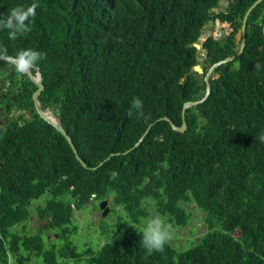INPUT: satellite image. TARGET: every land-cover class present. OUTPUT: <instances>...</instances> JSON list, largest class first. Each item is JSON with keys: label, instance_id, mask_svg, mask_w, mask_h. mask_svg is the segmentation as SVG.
Returning a JSON list of instances; mask_svg holds the SVG:
<instances>
[{"label": "trees", "instance_id": "1", "mask_svg": "<svg viewBox=\"0 0 264 264\" xmlns=\"http://www.w3.org/2000/svg\"><path fill=\"white\" fill-rule=\"evenodd\" d=\"M255 1L233 0L214 14L213 19L231 21L234 31L205 42V73L239 50L235 34ZM34 2L31 30L15 40L0 31V48L14 56L23 49L43 54L37 65L54 86L43 91L44 106L59 108L80 156L98 168H85L66 138L38 114L17 129L7 128L0 137V264H31L34 255L44 264H62L58 254L76 247L68 243L60 250L53 243L48 248L42 229L27 234V225L19 224L35 215L51 216L45 227H62L66 234L71 214L94 192L114 203L110 215L133 222L126 243L138 252L137 226L151 218L145 198L156 200L163 214L154 217L168 225L170 213L175 224L189 223L194 210L179 202H197L205 212L204 234L196 241L199 233L190 226L191 245L165 247L151 254L153 264H264V143L259 142L264 0L249 16L244 52L215 68L209 97L187 109L185 132L160 118L181 125L185 102L205 95L204 76L193 70L198 63L193 43L218 0H0V17ZM136 97L143 102L140 119L127 115ZM151 123L139 147L108 158L132 148ZM150 143L149 155L140 159ZM44 193L45 203L30 209L29 201ZM110 223L106 217L104 233ZM17 225L24 233L13 229ZM96 262L135 264L136 259L115 239L103 246Z\"/></svg>", "mask_w": 264, "mask_h": 264}, {"label": "clouds", "instance_id": "2", "mask_svg": "<svg viewBox=\"0 0 264 264\" xmlns=\"http://www.w3.org/2000/svg\"><path fill=\"white\" fill-rule=\"evenodd\" d=\"M219 1L220 0H218V3H217L216 6H214V7H212L210 9V14H209L208 21L214 22V23L217 22L218 24H224V23H226L227 25L221 26L222 29H224L225 27H228L229 28V25H232V22L231 21H222L218 17H215V19H213L214 14L223 11V10H220L218 12L213 11L218 6ZM232 1L233 0H229V5H228L227 9L230 7V3ZM37 7H38V4L34 2V3L30 4L27 7H24V6H15V7L11 8L10 11H9V13H8V15L6 17H0V31L7 30L9 40H15L19 36L24 35L25 33L29 32L31 30V27H30L31 19L32 18H35L36 15H37V12H36ZM227 9H225V10H227ZM208 21H207V23H208ZM242 23H243V21H242ZM205 25H204V27L201 30V34H200L199 38L197 39V41L194 42V43H199L200 42V39H202V40L203 39H206V40H203V50L205 51V56L202 59L206 58V56H207V48L204 47V44L208 40V38L210 36H213L215 39H221V38L226 37L228 34H231L234 31V30L232 32L229 31L228 33H226L223 36H222L221 31H218V35H216V34H210L208 36H203V35H205L204 34L205 33ZM247 25H248V23H247ZM216 27H219V26H216ZM232 27H233V25H232ZM233 29H234V27H233ZM239 32L241 34V28L239 29ZM246 32H247V30H246ZM235 38H236V40L238 42L241 43V40L237 37V34H235ZM240 46H241V44H240ZM6 52H7L6 49L0 48V61H3V63H9V64H11L13 70L18 75H20V76H28V75H30L32 73V70L36 66L39 67V70H37L38 72H37V75L35 76V81H37V90H36V93L37 94L35 95L36 96L35 99L33 98L35 100V111H34V114L33 115H28V117H25V118L21 117L22 116V114H21V108L17 107V103H16V107L14 109V115L7 116L5 118H2L4 120V122L10 124L11 126L17 125L16 128L9 127L11 129H17L19 126L25 125L28 121L34 120L35 117H36V114H38L43 120L47 121L46 119H44L40 115L39 110H41L42 112H44L49 117V119H51V120H54V118L52 116V113L56 114L57 117H58V119L60 120L59 114H58L59 108H55L53 106H44V102H43V98H42V93L46 89V87L51 88V87H54V86L52 84H49L48 82L45 81L44 75H43V73L41 71V68H40L39 65H37V63L44 58L43 54L41 52L37 51V50H33V49H23V50L19 51L15 56L14 55H11V56H14V57L9 58L6 55ZM197 52H198V49H197ZM196 55H197V53H196ZM198 63H200L199 60H198ZM203 66H205V64L202 65V67ZM204 73H205V70H204ZM203 76H204V74H203ZM215 77H217V76L215 75ZM210 84H211V82H210ZM205 94H206V92H205ZM89 100H90V98L87 99L84 103L88 102ZM204 101H202V102H204ZM127 115L130 118L133 117V116H135L136 119H140V118L144 117L145 114L143 112V102H142V100L139 97L133 98V100L130 103V107H129V110H128ZM48 123H50V122H48ZM50 124L53 125L52 123H50ZM153 124L154 123H151L149 125L150 128L148 126V128L146 129V131L142 134V136L139 138V140L136 142V144L132 148H128V149H126L124 151H118V152L111 153L108 156V158L109 157H112L114 155H125V154H128V153H131L135 148L139 147L141 145L142 141L144 140V138L150 132L151 128L153 127ZM178 126H180V125H178ZM187 129H188V127H187ZM2 135L0 133V137ZM259 142L264 143V134H261L259 136ZM151 143L148 146V148H146V150L144 151V153L142 154V156L140 157V159L144 160L149 155L150 150H151ZM101 163L103 164V161H101ZM55 170L56 171H59V167L55 168ZM143 192H146V191L143 190ZM143 194H145V193H143ZM44 195H45V193L42 196H44ZM41 197L29 201V203L31 205V208L30 209H36V207L38 205L44 204V202H43V203H38V204L34 205V202L33 201L34 200H38ZM104 200H108L107 206L110 208V204H109L110 203V199H109L108 196H105L102 199H98L97 198V194L95 192L94 193H91L90 194V201L88 203H86L84 205V207H82L81 209H75L73 211V213L71 214L72 222H74L76 224H81L82 226H87V228H86L85 231H82L81 230V232H78V231L75 232L74 235L76 237H79V236H87V237H90L92 235H95V236L101 237L102 240L104 239V236L106 234V233H104L105 232L104 219L106 217H108V220H110L111 222L115 221V215H114V213H112V215H110V213L113 212V211H111L112 210L111 208H110L109 212L106 215H104V209H102L101 206H100V203L102 201H104ZM179 203L182 206L186 207V208H187L186 204L195 203L196 206H197V208L200 210L199 205L197 204V202L195 200L188 201V202H186V201H180ZM143 204L148 205L149 209L151 210V213H150L151 218L148 219L147 221L145 219L146 222L144 223L143 226L142 225H138L137 226V230H136L137 240H138V242L141 245V248H142L141 251L142 252H138L134 248H132L131 241L127 242V246L122 247V250L123 251H127L128 254L133 255L135 257V259H136L135 264H153V262L148 261V259L150 258L151 254H155L157 252H163L165 247L168 248V246H173L172 245V241H173V231H174V227L172 225H177V224H175L171 220L172 213H170V212H168L170 214H167L166 215V220L168 221L169 225L162 218L154 217V216L163 214L162 212L157 211L156 206H155V204H156V200L155 199L153 200L151 197H147V198H145L143 200ZM99 208L101 210V214L100 215H99V212H100L99 211ZM123 211H124V209H123ZM202 212L205 213L204 211H202ZM93 215H97V219H95V217H93ZM31 219L36 220V222H37V220L41 222V225H38L39 227L41 226L39 228L38 233L40 232V229H42V235L43 234H45V235L48 234L49 236H52V234H56V231H58L59 236L61 238H63V239L64 238L66 239L65 242H63V243H61L59 245L56 244L57 247H58V249H60V250L63 249L69 243L72 246L76 247V250H77L78 247L75 244V242L73 241V239H71V240L68 239V233L70 231H69V228H68L67 225H65V227L68 228V233L64 234L62 227H58V226L48 227V228L45 227V225L50 220H52V217L51 216H48V217L44 218L43 220H40L39 217H38V215H35V216L29 218V220H31ZM98 221H102V223L99 224ZM24 222H22V223H24ZM129 225H131L135 229V226L133 224L129 223ZM91 226H96L97 227V230L94 231ZM179 226H185V228L188 229V231L190 230L189 229L190 222L187 223L186 225L182 224V225H179ZM125 227L128 228V225L125 224ZM189 233H191V231ZM190 237H191V234L189 235V238ZM43 238H44V236H43ZM55 240L56 239H53L52 240L53 241L52 244L55 243ZM108 242H110V241H108ZM108 242H106V243H108ZM106 243H104L99 248H98V246H96V251L99 252L100 255L102 254L103 246ZM51 245H49V246H51ZM121 245H122V242H121ZM183 246H184V244H180V246H173V247H183ZM78 255H79V253H78ZM58 258L60 259V261L62 262V264H74L73 263V260L76 257L73 256V255L72 256H62L61 253H59L58 254ZM10 260L12 261L11 255H10Z\"/></svg>", "mask_w": 264, "mask_h": 264}, {"label": "rangeland", "instance_id": "3", "mask_svg": "<svg viewBox=\"0 0 264 264\" xmlns=\"http://www.w3.org/2000/svg\"><path fill=\"white\" fill-rule=\"evenodd\" d=\"M229 5V0H220L218 6L213 10L215 12H218L220 10H225L227 9ZM223 25H227L226 23L224 24H218L217 22H210L208 21V23L205 25V35L203 36H208L210 34H216L218 35V31H221L222 36L225 35L226 33H228L230 30L228 27H225L224 29H222L221 26ZM219 26V27H216ZM237 37L239 38L240 32L238 30V32L236 33ZM206 58L201 59L200 63L202 65L205 64V66H207V63H205ZM48 195H44L42 196L40 199L38 200H34V205L38 204V203H45L46 199H47ZM111 206H114V203H110V208ZM187 208L190 210H194V214H193V219L190 221V226H194L195 229L198 231V235L194 236V239L197 241L206 231L207 227L205 225V223L202 220V216L201 213H203L201 210H199L196 206L195 203H190V204H186ZM118 209L120 210V212H123V208L121 206H118ZM99 215L101 214V210L99 208ZM93 217H95V219H97V215H93ZM119 218H122L124 220V224L129 225V223H133L131 222L129 217H122L121 214H117L115 216V221H113L112 223H110V227L108 229H110L104 236V239L102 240L101 237L99 236H95L92 235L90 237L87 236H79L76 237L74 234L75 232H81L85 231L87 226H82L81 224H76L74 222L68 221L66 222V225L69 228V233H68V239L71 240L73 239V241L75 242V244L77 245V250H75V252L69 253L68 251L64 254V256H75L76 258L73 260L74 264H94V262L99 258L100 253L96 251V246H98V248L100 246H102L104 243L108 242V241H114L115 239L119 240L120 242H122V247L127 246L126 243V239L127 237L129 238V232L127 230V228L123 225L121 227H119L117 224L120 223ZM129 222V223H128ZM99 224L102 223V221H98ZM29 225V227L27 228V230H25V232L27 234H31V233H36L39 231L38 225H41V222L34 219H31L28 221L27 223ZM20 226L22 225L21 223L19 224ZM14 226L13 229L15 231H19L21 234L24 233L21 229L20 226ZM19 226V227H18ZM189 226V229H190ZM92 229L94 231L97 230L96 226H91ZM190 231L185 228V226H179V225H175L174 227V231H173V241H172V245L173 246H180V244H186V248L191 245L192 239L189 238L190 235ZM74 235V236H73ZM46 236H48L46 234ZM43 237V235H42ZM50 239H56L55 243L57 245L65 242V238H61L58 234V231H56V234H52V236H50ZM46 247H50V246H46ZM79 253V255H78ZM31 264H44L43 259L41 257L38 256H34L31 260ZM97 264V262H96Z\"/></svg>", "mask_w": 264, "mask_h": 264}, {"label": "flooded vegetation", "instance_id": "4", "mask_svg": "<svg viewBox=\"0 0 264 264\" xmlns=\"http://www.w3.org/2000/svg\"><path fill=\"white\" fill-rule=\"evenodd\" d=\"M228 23V22H227ZM229 30L234 29L229 25ZM10 55V54H6ZM11 56V55H10ZM37 69L34 68L28 76L18 75L12 68L11 64L0 61V133L1 135L9 127L16 128L17 125L11 126L4 122L2 118L14 115L16 107L21 108L23 118L33 115L35 111V93L37 90ZM34 98V99H33ZM32 100V101H31Z\"/></svg>", "mask_w": 264, "mask_h": 264}, {"label": "water", "instance_id": "5", "mask_svg": "<svg viewBox=\"0 0 264 264\" xmlns=\"http://www.w3.org/2000/svg\"><path fill=\"white\" fill-rule=\"evenodd\" d=\"M263 0H256L249 8L248 10L246 11V14L244 16V19H243V23H242V26H241V34L239 36V39L241 40V46H240V49L238 51H236L233 55L231 56H228L224 59H221L219 60L218 62L214 63L206 73H204V69L201 65V63H198L196 64L194 67H193V70H195L198 74H204V80L206 82V94L205 96L202 98V99H199V100H190V101H187L185 102L184 104V107H183V110H182V124L180 126L176 125L172 119L169 117V116H163L161 117L160 119H164V120H167L169 122H171L173 128L179 132H184L186 131L187 127H188V123H187V120H186V110L189 108V107H192V106H195L197 105L198 103L204 101L208 96L209 94L211 93V84H210V77L212 75V73L214 72L215 68H217L218 66L224 64V63H227V62H230L232 60H234L236 57L240 56L243 51H244V48H245V45H246V30H247V23H248V19H249V16L252 12V10L259 4L261 3ZM203 40H206V39H203ZM203 40L200 39V42L199 43H194L193 45L198 49V52H197V58L198 60L200 61L204 56H205V51L203 50ZM7 57L9 58H12L14 56H10V55H7ZM37 70H39V67L36 66L35 67ZM42 87V86H41ZM37 93H35L36 95ZM39 113L40 115L46 119L48 122L52 123L55 128L63 135L65 136V138L67 139L68 143L70 144L71 148L73 149L75 155H76V158L80 161V163L85 167V168H91V169H96L98 166L96 167H90L86 161H84V159L80 156L77 148H76V145L74 144L73 142V139L72 137L68 134L67 130L65 129L64 125L62 124V122L58 119L57 115L52 113V116L54 118V120H51L49 119V117L44 113L42 112L41 110H39ZM158 121V120H157ZM150 128V126H149ZM1 131V129H0ZM102 164V163H101ZM108 204V200H104L100 203V206L102 209H104V215H106L110 208L107 206Z\"/></svg>", "mask_w": 264, "mask_h": 264}, {"label": "crops", "instance_id": "6", "mask_svg": "<svg viewBox=\"0 0 264 264\" xmlns=\"http://www.w3.org/2000/svg\"><path fill=\"white\" fill-rule=\"evenodd\" d=\"M28 221L29 220H27V221H25L24 223H21L22 225L21 226H23L24 224H26L28 227H29V225L27 224L28 223ZM38 228H39V226H38ZM48 235V234H47ZM43 236H44V240H45V243H46V246L48 245H51L52 244V240L50 239V236L48 235V236H46L45 234H43ZM35 256V255H34ZM33 256V257H34ZM32 257V258H33ZM32 260V259H31ZM30 263H32L31 261H30Z\"/></svg>", "mask_w": 264, "mask_h": 264}]
</instances>
